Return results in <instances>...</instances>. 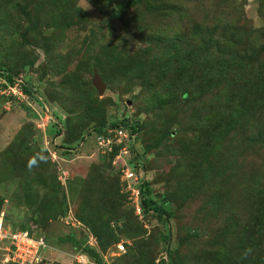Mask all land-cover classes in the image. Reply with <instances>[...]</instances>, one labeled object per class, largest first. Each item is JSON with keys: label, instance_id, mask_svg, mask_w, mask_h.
<instances>
[{"label": "rangeland", "instance_id": "obj_1", "mask_svg": "<svg viewBox=\"0 0 264 264\" xmlns=\"http://www.w3.org/2000/svg\"><path fill=\"white\" fill-rule=\"evenodd\" d=\"M0 69L32 89L0 74V211L11 228L41 216L42 264H71L89 233L93 264L264 262V220L247 226L264 182V0H0ZM122 116L166 214L135 212L134 169L111 173L94 132L73 148Z\"/></svg>", "mask_w": 264, "mask_h": 264}, {"label": "trees", "instance_id": "obj_2", "mask_svg": "<svg viewBox=\"0 0 264 264\" xmlns=\"http://www.w3.org/2000/svg\"><path fill=\"white\" fill-rule=\"evenodd\" d=\"M4 71H6V70L0 69V74L4 75V78L6 79L7 82L14 83L15 79L18 77V74L13 73V71H11V70H7V72H4ZM4 85H6V84H3L2 87L0 86V88L1 89L4 88L3 87ZM19 88L22 89L25 93H31V89L27 85L25 86V82L20 84ZM0 99L2 101L4 98L1 97ZM36 100L38 101L40 106H42V107L44 106V103L41 101V99L40 100L36 99ZM33 115H35V114H33ZM56 116L59 117L58 121L52 123L49 128H51L50 132L55 133V135H59L61 133V130L63 129V127L64 126L67 127V124L58 113H56ZM58 123H62V124H60L61 128L58 126L59 125ZM105 126H110L112 129V132L110 135H111V138L113 140V143H112L113 148L110 151L109 155L104 156L102 158L104 160H107L106 162H104L103 165L105 167H107L111 171V173H113L114 175L115 174H121V170H118V169L115 170L114 169L115 164H114L113 159L115 157V154L121 149V147L129 141H123L121 143L116 142L115 141V139H116L115 133L120 127H122V128L128 129V131L130 130V132L135 135V139L139 138L140 123L138 122V120L133 119V118H129L127 116L126 117L122 116V118H113L112 120H110L108 122L103 121L101 123L94 124V125L90 126L89 128H87V130H86L87 132L78 140V142L73 144V148L77 149V145H79L81 142H86V140L92 136L91 135L92 132L97 134V133H101V132L105 131ZM131 145H133V142H131ZM132 150H133V146H130V152L131 153H130V156H128V157H127V155L125 156V161H128L125 165L130 166L132 169H134V173H136V174L141 173V171L145 172V168H147V165L145 164L144 156H139L136 152H133ZM135 159L137 160L136 163L134 162ZM139 178H140V180L134 181L133 185L135 187L139 188V190H140L141 201H139V202H140L141 208H142L141 214L142 215H148V214L152 213V211L156 212L158 215L166 214L167 208L165 206L158 205L159 200H157V198L155 196L156 194H155L153 188H151L150 181L148 179H145V178L143 180L142 177H139ZM258 184H257L258 194H256V196L254 198V200H255L254 213L256 215L255 217L258 218V220H257V222L254 221L253 223L250 222L249 220L247 221V222H249L247 224V226H250L251 228L256 227V229L263 226L261 221L264 220V216L261 217L262 214L264 213V182L258 181ZM229 206H230V204L227 205V207H229ZM229 208H231V207H229ZM252 208H250V209H252ZM38 217L39 216H37V220L30 221V223L25 222L24 224H20V226L15 227V228L16 229L19 228V229H23V230H29V231L35 230L37 232V224L40 222L41 216L39 217V219H38ZM259 231L260 230H258L257 232H253V233H259ZM37 234H43V233L37 232ZM259 235H261V234H258V236ZM68 240L75 241V238L74 237H72V238L68 237ZM47 245H48V243H47ZM81 250L84 251L85 253H87L89 255V257L92 260H94L95 262L102 263V256L96 248L90 247V246L86 245V243H85V245L82 247ZM260 252H261V254H263V251H260ZM43 258H44V256H43ZM5 264H18V263H15L13 261H9ZM252 264H264V262L255 261Z\"/></svg>", "mask_w": 264, "mask_h": 264}, {"label": "built area", "instance_id": "obj_3", "mask_svg": "<svg viewBox=\"0 0 264 264\" xmlns=\"http://www.w3.org/2000/svg\"><path fill=\"white\" fill-rule=\"evenodd\" d=\"M20 81L15 84L18 85ZM4 92V91H3ZM135 138V135L130 131L119 128L116 131V142L131 141ZM99 149L101 151L112 150L113 140L111 135L104 134L98 137ZM122 153H126L125 145L121 148ZM124 177L134 176L137 181V174L130 171V168L126 167L122 169ZM128 173V176L125 175ZM132 194L135 196V212L139 215L141 214L142 208L139 202L140 190L139 188L132 186L130 189ZM86 245L95 247L97 245V238L89 233L87 235ZM47 247L46 237L42 234H37L35 230H23L16 229L11 230L5 225V213L0 211V264H5L9 261H13L18 264H40L43 255V248ZM117 251L125 252V246L123 243L119 242L115 245ZM71 264H93L92 259L87 253L82 250L76 251L72 255Z\"/></svg>", "mask_w": 264, "mask_h": 264}, {"label": "clouds", "instance_id": "obj_4", "mask_svg": "<svg viewBox=\"0 0 264 264\" xmlns=\"http://www.w3.org/2000/svg\"><path fill=\"white\" fill-rule=\"evenodd\" d=\"M17 81H20L19 82V84L17 85V88L18 89H20L19 88V86H20V83H21V79H19L18 77L15 79V81H14V83H10V87L11 88H14L15 86H16V82ZM22 83H24V81H22ZM27 84L25 83V86H26ZM28 86V85H27ZM3 91L4 92H6L7 90L6 89H4V88H2V89H0V94L2 95V93H3ZM21 91H23L22 89H21ZM31 91H32V89H31ZM24 92V91H23ZM39 99V98H38ZM40 100V99H39ZM42 101V100H41ZM43 102V101H42ZM44 103V102H43ZM40 106V105H39ZM40 107H42V106H40ZM44 107V106H43ZM32 109V108H31ZM33 110V109H32ZM33 113L35 114L34 115V118H35V121H37L38 120V115L37 114H39L35 109L33 110ZM46 116V115H45ZM43 118V117H42ZM42 122H43V119H42ZM49 122V121H48ZM37 125H40V124H38L37 123ZM48 125V124H47ZM120 128H122V127H120ZM125 129V128H124ZM126 130H128V129H126ZM130 131V130H129ZM111 132H112V129H111V127L110 126H105V131H103V132H101V133H95L96 134V138H97V142H98V137L100 136V135H104V134H111ZM115 136H116V133H115ZM135 139V138H134ZM116 140V139H115ZM116 143V142H115ZM118 143H121V142H118ZM125 145V144H124ZM123 145V146H124ZM122 146V147H123ZM121 147V148H122ZM113 148V147H112ZM110 151L111 150H108V151H106V152H104L105 154H102L101 155V157L103 158L104 156H107V155H109L110 154ZM125 156H126V153L124 154V153H122V151H121V149L115 154V157H114V164L116 165V163H117V161L118 160H120V159H122V160H124L125 161ZM123 174V173H122ZM136 174V173H135ZM6 222V221H5ZM6 226H7V228H9V229H11V230H16V228L14 229V228H11L10 226H8L7 225V223L5 224ZM17 229H19V228H17ZM119 243V242H118ZM117 244V243H116ZM115 244V245H116ZM91 247V246H90ZM93 248H95V247H93ZM42 255H43V251H42ZM44 260V258L42 259V261ZM41 261V262H42ZM46 261V260H45ZM93 261V260H92ZM41 264V263H40Z\"/></svg>", "mask_w": 264, "mask_h": 264}, {"label": "water", "instance_id": "obj_5", "mask_svg": "<svg viewBox=\"0 0 264 264\" xmlns=\"http://www.w3.org/2000/svg\"><path fill=\"white\" fill-rule=\"evenodd\" d=\"M44 262H45V260H43V261L41 262V264L44 263Z\"/></svg>", "mask_w": 264, "mask_h": 264}, {"label": "crops", "instance_id": "obj_6", "mask_svg": "<svg viewBox=\"0 0 264 264\" xmlns=\"http://www.w3.org/2000/svg\"><path fill=\"white\" fill-rule=\"evenodd\" d=\"M59 250V249H58Z\"/></svg>", "mask_w": 264, "mask_h": 264}]
</instances>
